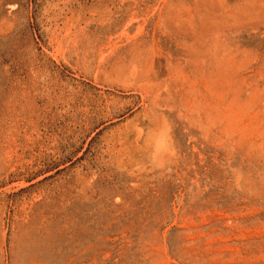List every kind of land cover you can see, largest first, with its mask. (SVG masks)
<instances>
[{
  "label": "rangeland",
  "instance_id": "rangeland-1",
  "mask_svg": "<svg viewBox=\"0 0 264 264\" xmlns=\"http://www.w3.org/2000/svg\"><path fill=\"white\" fill-rule=\"evenodd\" d=\"M0 264H264V0H0Z\"/></svg>",
  "mask_w": 264,
  "mask_h": 264
}]
</instances>
